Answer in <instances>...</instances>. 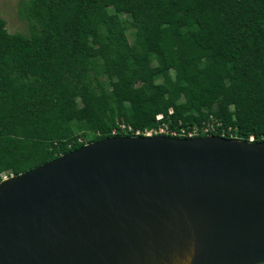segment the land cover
Instances as JSON below:
<instances>
[{"label":"trees","instance_id":"obj_1","mask_svg":"<svg viewBox=\"0 0 264 264\" xmlns=\"http://www.w3.org/2000/svg\"><path fill=\"white\" fill-rule=\"evenodd\" d=\"M17 16L28 33L0 17V179L170 108L264 140V0H19Z\"/></svg>","mask_w":264,"mask_h":264},{"label":"water","instance_id":"obj_2","mask_svg":"<svg viewBox=\"0 0 264 264\" xmlns=\"http://www.w3.org/2000/svg\"><path fill=\"white\" fill-rule=\"evenodd\" d=\"M264 262V140L114 135L0 179V264Z\"/></svg>","mask_w":264,"mask_h":264},{"label":"built area","instance_id":"obj_3","mask_svg":"<svg viewBox=\"0 0 264 264\" xmlns=\"http://www.w3.org/2000/svg\"><path fill=\"white\" fill-rule=\"evenodd\" d=\"M173 114V109L170 108L167 114L158 113L155 115V120L157 125L151 128L145 129H136L133 130L130 125H125L124 123L120 124L119 127L124 130L128 135H144V136H156V135H165L171 137H194L203 134H215L216 127L211 122L202 123V125H189L181 126V122L173 125L171 115ZM116 130L113 129L112 134H115ZM222 136V135H220ZM251 136L248 141H253ZM6 175H3L4 177Z\"/></svg>","mask_w":264,"mask_h":264},{"label":"rangeland","instance_id":"obj_4","mask_svg":"<svg viewBox=\"0 0 264 264\" xmlns=\"http://www.w3.org/2000/svg\"><path fill=\"white\" fill-rule=\"evenodd\" d=\"M18 2L19 0H0V17L6 21L5 27L10 33L26 34L28 33L26 23L17 16ZM127 33L128 39L132 41L129 31ZM156 82L159 83L161 81L158 79Z\"/></svg>","mask_w":264,"mask_h":264},{"label":"clouds","instance_id":"obj_5","mask_svg":"<svg viewBox=\"0 0 264 264\" xmlns=\"http://www.w3.org/2000/svg\"><path fill=\"white\" fill-rule=\"evenodd\" d=\"M211 134V133H210ZM205 135H208V134H203V135H199V136H205ZM217 135V134H216ZM165 136V135H164ZM220 136V135H219ZM171 137V136H169ZM195 137V136H194ZM224 137V136H223ZM231 138V137H230Z\"/></svg>","mask_w":264,"mask_h":264}]
</instances>
